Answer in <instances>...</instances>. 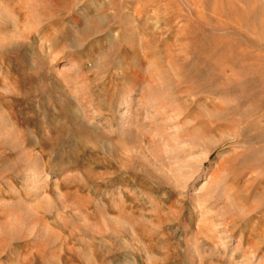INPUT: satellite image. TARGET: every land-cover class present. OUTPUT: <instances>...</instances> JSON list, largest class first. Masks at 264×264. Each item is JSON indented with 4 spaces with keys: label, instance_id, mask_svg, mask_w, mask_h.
Returning <instances> with one entry per match:
<instances>
[{
    "label": "rangeland",
    "instance_id": "1",
    "mask_svg": "<svg viewBox=\"0 0 264 264\" xmlns=\"http://www.w3.org/2000/svg\"><path fill=\"white\" fill-rule=\"evenodd\" d=\"M0 264H264V0H0Z\"/></svg>",
    "mask_w": 264,
    "mask_h": 264
},
{
    "label": "bare ground",
    "instance_id": "2",
    "mask_svg": "<svg viewBox=\"0 0 264 264\" xmlns=\"http://www.w3.org/2000/svg\"><path fill=\"white\" fill-rule=\"evenodd\" d=\"M29 18V17H28ZM27 21V20H26ZM29 23H30V20H29ZM36 22L35 21H33V24H35ZM32 24V25H33ZM36 26V25H35ZM31 27V26H30ZM121 72V71H120ZM122 76H123V78H124V80L125 81H128V79H131L130 78V76L127 74V73H125V72H122V73H120ZM130 95H131V93H130ZM127 96H129V95H126V93H124L123 94V97H124V99H125V101H126V104H131V103H129V100H128V98H127ZM125 113L126 112H124V115H125ZM140 135V134H139ZM187 141V140H186ZM196 143V142H195ZM129 152V151H128ZM136 153V152H135ZM31 157V156H30Z\"/></svg>",
    "mask_w": 264,
    "mask_h": 264
}]
</instances>
